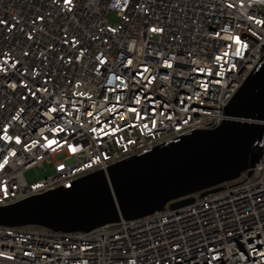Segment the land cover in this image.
Returning a JSON list of instances; mask_svg holds the SVG:
<instances>
[{
	"label": "built area",
	"instance_id": "obj_1",
	"mask_svg": "<svg viewBox=\"0 0 264 264\" xmlns=\"http://www.w3.org/2000/svg\"><path fill=\"white\" fill-rule=\"evenodd\" d=\"M263 62L264 0H0V208L218 127ZM261 124L250 177L88 233L0 227V264H264Z\"/></svg>",
	"mask_w": 264,
	"mask_h": 264
},
{
	"label": "water",
	"instance_id": "obj_2",
	"mask_svg": "<svg viewBox=\"0 0 264 264\" xmlns=\"http://www.w3.org/2000/svg\"><path fill=\"white\" fill-rule=\"evenodd\" d=\"M218 127L179 143L90 174L71 189L59 188L0 208V227L35 226L55 233H88L161 212L177 199L221 191V185L250 177L262 157L264 62L248 76L224 110ZM186 199L170 206L184 205Z\"/></svg>",
	"mask_w": 264,
	"mask_h": 264
},
{
	"label": "rangeland",
	"instance_id": "obj_3",
	"mask_svg": "<svg viewBox=\"0 0 264 264\" xmlns=\"http://www.w3.org/2000/svg\"><path fill=\"white\" fill-rule=\"evenodd\" d=\"M108 20L113 23L116 21L115 16L108 17ZM52 171L49 167L33 168L24 173V177L28 183H33L42 180L45 176L51 175Z\"/></svg>",
	"mask_w": 264,
	"mask_h": 264
}]
</instances>
